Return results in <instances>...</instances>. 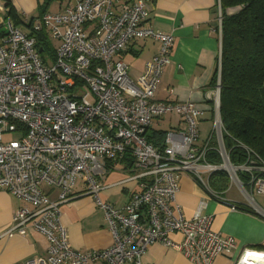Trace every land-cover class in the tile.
<instances>
[{
  "label": "built area",
  "instance_id": "1",
  "mask_svg": "<svg viewBox=\"0 0 264 264\" xmlns=\"http://www.w3.org/2000/svg\"><path fill=\"white\" fill-rule=\"evenodd\" d=\"M0 9L7 7L0 3ZM148 10L145 0H75L63 10L44 13L33 21V29L44 28L59 40L52 61L41 57L33 36L5 20L0 43V190L25 204L13 213L4 235H25L32 227L48 241L46 257L24 264H141L154 243L183 253L195 264H212L235 246V239L212 228L213 217L201 210L204 202L192 217L184 216L175 202L179 175L192 176L218 200L223 197L210 184L217 172L225 173L251 201L264 194V159L241 144L246 160L232 162L225 143L221 62L216 84L206 97L214 106L212 130L202 143L201 109L191 101L155 100L163 67L170 62L173 36L145 24ZM221 15L219 0L220 37ZM137 38L152 39L160 47L132 79L118 55ZM172 111L182 116L185 128L166 131L159 149L146 132ZM5 133L19 137L4 141ZM209 153L218 160L208 159ZM127 158L132 160L128 179L137 182V189L128 202L115 207L100 199L98 180ZM78 178L88 185L112 234L113 242L105 249H73L60 221L59 205L71 199ZM46 187L58 190L56 198ZM174 234L181 240H174ZM236 264H264V252L243 251Z\"/></svg>",
  "mask_w": 264,
  "mask_h": 264
},
{
  "label": "crops",
  "instance_id": "2",
  "mask_svg": "<svg viewBox=\"0 0 264 264\" xmlns=\"http://www.w3.org/2000/svg\"><path fill=\"white\" fill-rule=\"evenodd\" d=\"M135 0H115V4ZM9 2V5H7ZM75 0H0L7 7L0 9V43L5 39V20L11 19L21 30L31 33L33 21L44 13L63 10ZM149 10L145 24L173 36L170 62L163 67L155 91V100L162 103L191 101L202 110L198 120L199 142L207 139L212 130L214 106L210 99L212 80L221 62V37L219 36V0H145ZM221 3V1H220ZM13 10L14 17L8 15ZM221 7V16L230 12ZM91 26H88V29ZM51 44V35L42 29ZM35 31V30H34ZM222 36V34H221ZM56 39V38H55ZM57 45L59 44V40ZM56 45V47H57ZM54 47V49L56 48ZM160 43L149 38L129 41L127 48L118 57L128 67V75L135 79L158 52ZM53 49V50H54ZM182 116L174 111L157 118L146 132L147 139L155 147L162 148L166 131L185 128ZM214 142V141H213ZM201 143V142H200ZM132 160L125 159L112 166L98 180L99 197L115 207L128 202L137 182L128 179ZM226 175V174H225ZM227 176V175H226ZM233 183L241 195H229ZM227 176L225 188H212L223 200L209 197L203 188L188 174L179 175V190L175 202L182 208L185 217L193 216L201 202L202 213L213 217L212 228L224 236H232L235 246L217 256L212 264H236L243 251L264 252V194L254 195V205L246 193ZM54 199L58 190L46 187ZM25 203L7 190H0V264H24L34 257H46L48 241L43 234L28 227L25 235H4L13 213ZM234 207V209L232 208ZM60 221L65 226L70 246L85 252L105 249L113 242L112 234L101 208L88 192L84 180L76 182L71 199L59 205ZM174 240L181 236L174 234ZM89 264H105L96 261ZM141 264H195L183 253L160 243L150 245L141 259Z\"/></svg>",
  "mask_w": 264,
  "mask_h": 264
},
{
  "label": "trees",
  "instance_id": "3",
  "mask_svg": "<svg viewBox=\"0 0 264 264\" xmlns=\"http://www.w3.org/2000/svg\"><path fill=\"white\" fill-rule=\"evenodd\" d=\"M220 1L224 11L231 9L223 14L221 36L220 114L225 143L232 162L246 160L241 144L264 159V0ZM8 15L14 17L11 8ZM29 34L40 52L52 48L44 30ZM208 159L218 157L209 153ZM210 184L213 189L225 188L227 176L214 173Z\"/></svg>",
  "mask_w": 264,
  "mask_h": 264
},
{
  "label": "rangeland",
  "instance_id": "4",
  "mask_svg": "<svg viewBox=\"0 0 264 264\" xmlns=\"http://www.w3.org/2000/svg\"><path fill=\"white\" fill-rule=\"evenodd\" d=\"M51 38V44L50 46L52 47L51 49H54V47H56L58 41L53 38L52 36H50ZM46 50V51H43V52H40V55L41 57L44 59V60H47V61H52L53 60V57H52V50ZM19 137V134L18 133H5L3 135V140L4 141H8V140H13V139H18ZM202 143V141H200ZM81 180V178H78L76 182H79ZM232 183V182H231ZM232 184H228V188L231 186ZM241 195L240 194V191L238 189V187L233 183V185L230 187V190H229V195Z\"/></svg>",
  "mask_w": 264,
  "mask_h": 264
},
{
  "label": "bare ground",
  "instance_id": "5",
  "mask_svg": "<svg viewBox=\"0 0 264 264\" xmlns=\"http://www.w3.org/2000/svg\"><path fill=\"white\" fill-rule=\"evenodd\" d=\"M254 257H257V255H254Z\"/></svg>",
  "mask_w": 264,
  "mask_h": 264
}]
</instances>
